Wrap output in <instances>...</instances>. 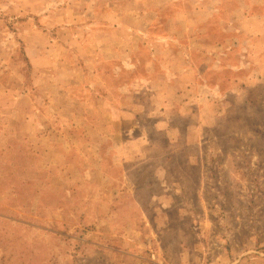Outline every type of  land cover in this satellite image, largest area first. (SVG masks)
I'll return each instance as SVG.
<instances>
[{
	"label": "rangeland",
	"instance_id": "rangeland-1",
	"mask_svg": "<svg viewBox=\"0 0 264 264\" xmlns=\"http://www.w3.org/2000/svg\"><path fill=\"white\" fill-rule=\"evenodd\" d=\"M85 1L0 0V264H264V0Z\"/></svg>",
	"mask_w": 264,
	"mask_h": 264
},
{
	"label": "crops",
	"instance_id": "crops-1",
	"mask_svg": "<svg viewBox=\"0 0 264 264\" xmlns=\"http://www.w3.org/2000/svg\"><path fill=\"white\" fill-rule=\"evenodd\" d=\"M112 2V0H106V2ZM99 5V0H90V1H85L84 4L81 6L80 9V14L83 15H88L87 13H89V7H92V13L96 14V7ZM89 35H86V37ZM94 39H96V41H94L93 39H91L89 42V46H93L94 50L97 51V54H103V50L101 49V44H102V40H106L108 37V33H100L96 36H93ZM97 42V43H94ZM99 51V52H98ZM113 51H115V49H113Z\"/></svg>",
	"mask_w": 264,
	"mask_h": 264
}]
</instances>
